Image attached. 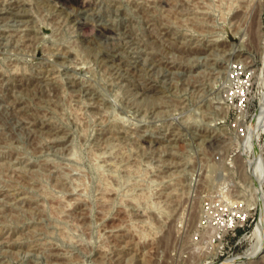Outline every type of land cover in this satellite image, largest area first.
Masks as SVG:
<instances>
[{"label":"rangeland","instance_id":"1","mask_svg":"<svg viewBox=\"0 0 264 264\" xmlns=\"http://www.w3.org/2000/svg\"><path fill=\"white\" fill-rule=\"evenodd\" d=\"M237 63L254 113L264 0H0V264H264L239 259L264 241V122L241 141ZM229 191L253 219L214 244L201 206Z\"/></svg>","mask_w":264,"mask_h":264},{"label":"built area","instance_id":"2","mask_svg":"<svg viewBox=\"0 0 264 264\" xmlns=\"http://www.w3.org/2000/svg\"><path fill=\"white\" fill-rule=\"evenodd\" d=\"M226 78L223 88L224 95L233 105L232 110L237 119L234 128L239 130L241 141L244 143L246 138L243 130L252 123L260 109L259 107L254 113L250 112L251 97L256 86V78L245 65L238 63L229 67ZM260 81L263 90L264 83L262 84V80ZM263 135L264 131H262L260 137ZM215 160L220 161V156H216ZM201 208L200 224L206 231L207 238L214 244L224 243L230 236H237L238 233L245 231L253 219L251 214L254 208L251 203L248 200L235 199L231 191L228 192V195L225 193L220 201H204Z\"/></svg>","mask_w":264,"mask_h":264},{"label":"bare ground","instance_id":"3","mask_svg":"<svg viewBox=\"0 0 264 264\" xmlns=\"http://www.w3.org/2000/svg\"><path fill=\"white\" fill-rule=\"evenodd\" d=\"M62 1H64V0H62ZM65 2H66V0H65ZM247 40V39H246ZM264 81V80H263ZM254 120H256V126H254V124H253V122H254ZM260 122H264V98H263V101H262V105H261V107H260V109L258 110V114L256 115V117H254V119L252 120V123L250 124V125H248V127L249 126H252V124H253V126L255 127V128H253V129H251V132H250V134H249V136H248V138H250L251 140H253V142H254V146L257 148L258 147V143H259V133H258V128L260 127ZM255 123V122H254ZM262 125H263V123H262ZM262 125H261V128H262ZM247 127V128H248ZM247 128L246 129H244L245 131H247ZM243 130V131H244ZM248 132V131H247ZM244 135H245V133H244ZM249 140V139H248ZM248 143H249V141H248ZM251 147V146H250ZM258 149V148H257ZM244 151V150H243ZM246 151H248V150H246ZM247 154H248V152H247ZM260 154V153H259ZM242 158H245V155H244V157H242ZM257 159V158H256ZM260 159V158H259ZM248 165H250V164H248ZM254 166V165H253ZM257 167V166H256ZM264 169V168H263ZM259 173V172H258ZM263 173V172H262ZM261 175V174H260ZM264 175V174H263ZM261 177V176H260ZM261 179V178H260ZM259 180V179H258ZM261 223V222H260ZM261 225V224H260ZM260 228V230L262 231V228H261V226L259 227ZM257 232H259V231H257ZM261 233V232H260ZM260 233H258L257 235H259ZM258 240H259V238H258ZM250 252V251H249ZM264 252V241L260 244V245H258V246H256V248H254L249 254L247 253V254H245L244 256H241L239 259L241 260V259H246V258H249V260L250 259H257V257L258 256H260L262 253ZM229 262H231L230 260H229ZM238 262V261H237ZM240 262V261H239ZM238 262V263H239ZM244 262V261H243ZM228 263V262H227Z\"/></svg>","mask_w":264,"mask_h":264}]
</instances>
